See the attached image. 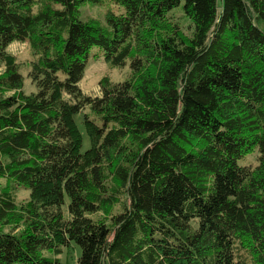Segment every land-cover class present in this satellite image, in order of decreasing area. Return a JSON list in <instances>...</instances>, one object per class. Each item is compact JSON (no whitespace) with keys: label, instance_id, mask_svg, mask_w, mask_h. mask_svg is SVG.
I'll list each match as a JSON object with an SVG mask.
<instances>
[{"label":"trees","instance_id":"16d2710c","mask_svg":"<svg viewBox=\"0 0 264 264\" xmlns=\"http://www.w3.org/2000/svg\"><path fill=\"white\" fill-rule=\"evenodd\" d=\"M0 67V264H264V0H0Z\"/></svg>","mask_w":264,"mask_h":264},{"label":"rangeland","instance_id":"374dc122","mask_svg":"<svg viewBox=\"0 0 264 264\" xmlns=\"http://www.w3.org/2000/svg\"><path fill=\"white\" fill-rule=\"evenodd\" d=\"M180 12V9H175L172 13L175 16H178ZM104 11L100 7H84L82 9V20L86 21L89 19H95L99 21L101 24H104ZM183 21L180 22V27L185 35L190 34V24L189 21L186 20V18L183 17ZM10 53L14 54L17 57V60L20 64V72L23 76L24 81V91L25 92H33L34 87L31 85L29 78L27 77L28 71H29V51L28 46L26 43H13L9 47ZM3 69L0 67V73H2ZM130 73V70L128 69V65L123 68H110L108 67L105 62L103 61L101 55L99 54L98 49H93L91 52V56L87 60V69L85 72V77L83 81L79 84L81 90L90 96H97L99 95V87L98 82L99 80L104 77H110L111 80L120 82L128 77ZM77 124L79 126V129L81 133L83 134V151L88 148V140L86 135L84 134L83 128L80 124V120L77 117ZM250 162H254V156L249 157ZM23 198H27V194L23 191H18V199L21 200ZM79 252V250H78ZM77 252V253H78ZM69 254L63 253L61 259L63 262L67 260L66 263L73 264V262L66 258V256ZM71 255V254H70ZM71 257V256H69ZM76 262V261H75ZM74 262V263H75Z\"/></svg>","mask_w":264,"mask_h":264}]
</instances>
